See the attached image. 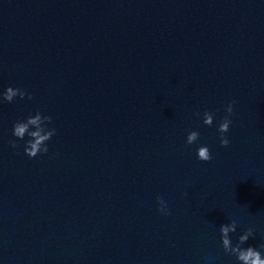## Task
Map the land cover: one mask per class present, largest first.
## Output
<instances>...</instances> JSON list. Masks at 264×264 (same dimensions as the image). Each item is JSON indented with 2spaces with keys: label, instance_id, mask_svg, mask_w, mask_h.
I'll return each instance as SVG.
<instances>
[{
  "label": "water",
  "instance_id": "water-1",
  "mask_svg": "<svg viewBox=\"0 0 264 264\" xmlns=\"http://www.w3.org/2000/svg\"><path fill=\"white\" fill-rule=\"evenodd\" d=\"M8 87L33 99L0 103V264H237L233 220L264 253V0H0ZM37 111L32 159L9 141Z\"/></svg>",
  "mask_w": 264,
  "mask_h": 264
},
{
  "label": "clouds",
  "instance_id": "clouds-1",
  "mask_svg": "<svg viewBox=\"0 0 264 264\" xmlns=\"http://www.w3.org/2000/svg\"><path fill=\"white\" fill-rule=\"evenodd\" d=\"M23 100L25 98L31 100L33 96L26 90L21 88L8 87L7 90L0 96V103L8 102L12 103L16 98ZM236 101H231L226 106L227 116L220 122L218 132L220 133L221 147L227 148L230 145V140L227 137L231 125L233 123L230 118L234 115V106ZM195 116L200 117V113L196 112ZM215 121V114L209 111L203 113V123L208 127H212ZM53 123V118L50 115H43L37 111L35 115H29L25 120H17L13 124V136L16 140L9 141L12 148H19L20 145L17 141L28 139L24 144V152L29 158H37L40 155H47L49 152L48 143L57 134L56 129L49 128L48 125ZM200 139V133L198 131H190L187 135L186 143L188 145L196 144ZM198 159L202 162H210L212 160V154L207 146H200L197 150ZM186 194V193H185ZM157 203L159 208L158 212L171 215V211L168 210L165 200L157 196ZM238 224L233 220L229 224H223L220 227L221 241L224 252L228 255L234 256L237 260V264H264V253L258 250L256 247L249 246L247 248L242 247L248 240L254 237V229L248 228L243 235L239 236L238 243L233 246L231 240V234L235 233ZM264 248V245H261Z\"/></svg>",
  "mask_w": 264,
  "mask_h": 264
}]
</instances>
